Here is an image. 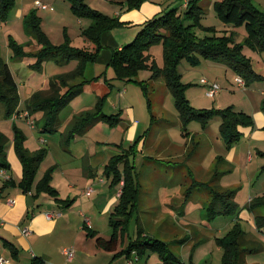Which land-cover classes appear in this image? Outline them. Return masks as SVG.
Returning a JSON list of instances; mask_svg holds the SVG:
<instances>
[{"label": "rangeland", "instance_id": "rangeland-1", "mask_svg": "<svg viewBox=\"0 0 264 264\" xmlns=\"http://www.w3.org/2000/svg\"><path fill=\"white\" fill-rule=\"evenodd\" d=\"M37 1L17 0L16 7L9 15L6 18L0 17V58L10 64L21 85L22 111L27 109L26 100L33 93L32 87H41L46 83L48 86L51 79L76 72L82 67L78 59L66 62L50 60L46 62L44 70L38 72L29 67L31 61L28 58H17L10 46L12 39L25 45L28 52L37 53L41 49L26 24L27 16L36 14L42 19V29L55 46L69 44L97 55L95 61L86 63V67H83L84 76L77 80L92 82L61 112L62 126L58 132H43V125L38 123L39 115L33 117L36 129L26 120L16 122L25 133L26 145L32 152L42 148L47 150L37 180L54 168L53 184L61 191V198L74 202L69 208L79 206L78 203L82 199L84 207L81 211H88L96 206L102 214L101 228L96 222V229H101L102 237L110 239V218L115 208L105 214L103 208L108 205L110 199L117 198L118 188L111 187V179L105 170L113 157L124 155L143 137L137 156L131 158L137 168L140 182L139 211L130 225L125 241L120 243V250L128 248L131 240L137 237L141 226L147 229L151 237L168 243L182 264H223L224 250L218 244V239L224 238L238 222L242 224L250 241L262 243L264 246V230H259L254 221L255 216H264V208L253 214L251 221L241 219V211L248 206L251 198L264 194V156L261 155L264 153V128L259 129L261 133L257 136L249 134L248 129L244 130L241 141L232 148H238V155L242 153V161H237L233 169L226 172L228 166L222 163L227 160V155L232 150L228 149L222 139L221 117L212 118L208 124L196 120L186 124L181 118L166 80H152V70H142L135 81L118 78L111 65L115 51L134 42L143 29L141 22L137 21L133 25L129 23L127 19L132 16L123 19L124 21L116 16L118 11L127 10L123 4V1L127 0H84L92 9L125 22L103 33L101 49L85 35L93 21L78 17L68 0H40L53 7L54 11L38 8ZM151 1L163 3L166 0H149L148 4L152 3ZM169 1L173 2L171 6L167 8L170 3L166 4V9L158 16L161 17L175 9L180 13L187 12L181 0ZM220 1L222 0L201 2V7L205 10L202 25L215 27L219 30V35L236 33L237 42H243L249 34L246 25L223 20L216 9V4ZM253 1L264 12V0ZM185 24L188 26L191 21L186 19ZM195 31L200 38L212 36L199 28ZM244 53L252 60L255 74L261 77H256L248 84L246 82L245 89L235 83L239 74L225 63L206 60L200 55L197 62L188 59L182 61L178 70L182 75V83L188 86L186 97L194 109L220 111L233 107L251 115L255 120L252 114L255 110L262 109L264 101V52L246 47ZM153 54L158 66L162 67L163 47H154ZM203 80L212 83L216 81L222 87L220 95L216 98L208 97V87L203 84ZM144 87H147V92ZM101 96L106 98L103 108L105 115L108 119H120V123L113 126L107 121H100L84 135L75 138L70 145H66L64 134L70 129L76 116L94 108ZM14 123L12 119L6 118L3 107L0 108V131L8 139V154H11L14 141ZM42 140L46 143H42ZM250 155L254 159L253 162L248 161ZM218 165L224 172L221 178L215 179ZM90 167L96 172L99 170L101 178L108 179L107 183L87 185L84 178ZM2 181L1 178L0 184ZM92 185L96 192L89 197L84 192L93 188ZM214 187H221L224 191H237V211L215 218L209 216L208 209L213 200ZM103 191L104 194L100 196ZM51 200L54 207L59 208L56 201L52 198ZM60 207L62 209L63 206ZM161 217H164L165 221L158 223L157 220ZM71 220H77V216ZM83 236L89 237L88 232L84 231ZM73 237L74 235L68 233L58 234L55 242L60 243ZM134 256L132 260L136 264L162 263L156 253L149 252L141 259L137 254ZM248 259L251 263L264 264V251L250 255Z\"/></svg>", "mask_w": 264, "mask_h": 264}, {"label": "trees", "instance_id": "trees-1", "mask_svg": "<svg viewBox=\"0 0 264 264\" xmlns=\"http://www.w3.org/2000/svg\"><path fill=\"white\" fill-rule=\"evenodd\" d=\"M17 0H0V17L6 18L16 7ZM74 13L81 19L89 18L92 25L85 31V35L96 45L101 46L102 35L105 31L111 30L124 24L119 18H110L99 11L92 9L84 0H68ZM203 0H191L186 13H180L175 9L163 16H155L145 22L142 31L136 40L131 44L115 51L111 65L114 67L118 78L126 81H135L142 70H152V80L164 78L172 92L176 106L182 120L187 124L193 120L208 124L209 121L219 116L222 119V139L229 150L241 141L243 128H255L254 118L241 111L229 107L225 110H196L186 97L187 85L182 83V75L178 68L183 60L198 61V55L206 60L218 63H225L234 69L240 77L248 82L256 77L252 66V60L244 53L246 47L264 52V12L261 11L253 0H222L217 2L216 9L221 18L225 21H234L238 25H246L248 37L243 42H237L236 33L231 35H219L215 27H204L202 20L205 10L201 7ZM146 0H127L123 4L127 10L140 9ZM191 21L190 25L185 20ZM26 24L33 32L41 49L37 53L26 50V46L11 40L10 46L17 58H28L31 62L29 67L33 71L44 70L46 62L56 60L66 62L78 59L82 63L81 70L59 75L50 80L46 89L36 91L27 100V111L32 117L40 116L38 123L43 125V132H58L62 126L61 112L77 99L85 90L87 84L92 81L83 80V67L86 63L95 61L97 55L88 50L78 49L69 44L55 46L42 29V19L36 14L26 17ZM202 29L212 36L200 38L195 29ZM156 46H162L164 50V65L158 66L153 54ZM137 82V81H136ZM147 92V87H144ZM106 98L99 97L94 108L86 110L77 115L70 129L64 134V142L70 145L75 138L84 135L87 130L100 121H107L113 126L120 123L118 118H109L105 115L103 108ZM22 97L17 78L8 62L0 58V108L5 110L6 118L12 119L14 114L21 108ZM264 112V101L262 109ZM14 121V120H13ZM15 153L22 165V178L19 183L12 179L5 182V187H19L27 193L34 192V197L42 195L51 197L57 204L65 208L71 207L73 201L64 200L60 192L53 185V170L48 171L44 177L37 182L40 166L47 156V150L42 148L32 152L26 145L27 137L23 130L14 121ZM144 138L141 137L124 155L115 156L106 167V174L111 179V187L122 186V195L119 203L114 209L110 219L112 235L110 239L98 237V233L88 227H84L89 237L97 238L98 247L104 251L114 253V259L125 256L131 260L134 254L139 259L147 253L152 252L159 255L161 264H182L180 258L174 254L168 243L153 238L146 234L144 228L139 227L137 237L128 245L127 249L120 250L121 241L129 234L132 221L136 218L140 203V182L135 164L131 161L139 151V145ZM8 139L5 134L0 133V168L12 171V165L7 152ZM264 156V153L262 154ZM123 169L121 170V166ZM223 172L217 170L215 179H219ZM202 185H209L203 184ZM221 187L212 188L213 200L209 206V216L215 218L221 214H232L237 211L235 201L237 191H224ZM261 208H264V194L253 198L248 206L241 213L248 211L253 216ZM240 213V215H241ZM243 219V218H241ZM255 224L259 230H264V216L254 217ZM218 244L223 248V264H249L248 255L264 251L262 243L250 241L243 226L238 222L233 229ZM15 258L19 256V250L10 242H6ZM32 264H48L43 258H35ZM195 264V263H191Z\"/></svg>", "mask_w": 264, "mask_h": 264}, {"label": "crops", "instance_id": "crops-1", "mask_svg": "<svg viewBox=\"0 0 264 264\" xmlns=\"http://www.w3.org/2000/svg\"><path fill=\"white\" fill-rule=\"evenodd\" d=\"M146 1L147 2H145L140 9H135L131 11H127L126 9L125 11L121 10V12L118 11L116 13V16L121 17L122 20L130 18V16H132L130 19H127L129 20L130 24H136V22L138 21L141 22V24L143 25L148 20L164 12L163 10L166 9V4L170 3L167 6L168 8L173 3H171L169 0H166L163 3L151 1L152 3L148 4L149 0ZM181 1L183 7H185V0ZM160 2H162V0H160ZM42 3L48 5L47 3ZM54 10L55 9L53 8V11ZM120 49H122V47H120ZM238 77L235 78V83L241 89H245L247 85L246 87H241L237 83L236 79ZM46 84L41 87H32V95L36 91L46 89ZM19 86L22 97L21 85ZM25 92L27 94L28 89H26ZM220 93L218 95H220ZM32 95H30L28 99ZM252 115L255 117L257 126L255 128H243L242 131L244 132V130L246 131L248 129V131H250L249 134L257 136L261 133L260 130L264 128V112L259 109L255 110L254 114ZM0 133L3 132L0 131ZM221 149L224 150L222 145ZM187 152L188 151H186V153ZM220 152L224 153L223 151ZM8 158L12 165V178L15 179L17 183H19L22 178V165L15 153L13 144L11 154H8ZM226 159L227 160L224 161L222 164L228 166V170L226 172H229L233 169L237 161L241 163L242 153L238 155V148H235L234 150L232 149V151L228 153ZM248 161H254L252 155H250ZM217 170L221 171L219 169V165L216 168L215 174ZM41 179L42 178H40L39 180ZM39 180H37V182ZM84 181L87 185H96L98 183H107L108 179L103 180L101 178L99 170L96 172L93 167H90V171L85 176ZM93 185L91 187H93L92 189L94 190V192L91 194V196L87 194L88 190L84 192L85 195H88L89 197H92L94 195L96 191ZM70 188L73 189V186L70 185ZM117 188V198H112L109 200L108 205L104 207L105 210L103 208L104 214L109 213L110 211L112 212L113 208H115L116 205L119 203L120 193L122 192V186ZM59 192L61 196V191ZM103 194L104 191L101 192L100 196ZM110 195L112 196V194ZM10 199L15 200L16 203L14 206L9 205L8 200ZM252 199L253 198H251V200ZM57 205L59 208L54 207V202L49 196L47 197L46 195H42L39 198H35L34 192L27 193L19 187H5V182L2 181V184H0V259L6 258L10 260L8 264H32L35 258H43L48 264H130V261L132 259L128 260L125 256L114 259V253H110L100 249L97 244V238H86L85 236H83V232L87 231L84 228L86 226V221L89 219L91 222V230L97 232L98 237H102L101 229H96V222L97 226L101 228L100 219L102 217V214L98 212L96 206H93L88 211H81V208L84 207L82 199L80 203H78L79 206L72 207L69 209H65L63 207L61 209L59 204ZM48 214H53L55 217L49 219ZM75 215L77 216V220L72 221L71 218ZM242 218L250 221L252 220V216L248 215V211L242 213ZM164 221V217H161L157 220L158 223ZM24 229L29 230L30 233L28 236L24 235ZM144 230L146 234L149 235L147 229L144 228ZM66 233L72 234L74 235V237L71 239L62 240L60 243L55 242V238L58 234L60 235ZM106 239L108 238L106 237ZM6 242H10L16 246V248L19 250L18 258H15L12 251L8 247H6ZM69 247L74 248L76 251L74 260H69V258L63 252L65 248ZM134 257L135 256H133V258ZM247 260L249 264H258L251 263L248 257Z\"/></svg>", "mask_w": 264, "mask_h": 264}, {"label": "built area", "instance_id": "built-area-1", "mask_svg": "<svg viewBox=\"0 0 264 264\" xmlns=\"http://www.w3.org/2000/svg\"><path fill=\"white\" fill-rule=\"evenodd\" d=\"M190 2H191V0H185V7L186 8L189 6ZM36 5L40 9H44V10H50L51 9V10H53L52 7H50L46 4H43L41 1H37ZM236 81L241 87H246V81L242 77L239 76L236 79ZM203 84H205L208 87L207 96L210 98L216 97L222 91V87L216 82L212 83L210 81L203 80ZM12 120H14V121L26 120V121H28V123L30 124V126L33 129H36V127H37L36 121L33 119L31 114L27 110L26 111L19 110L18 112H16L14 114V116L12 117ZM42 143H46V141L42 140ZM0 178H2L4 182H8V181H11L13 179L12 174L8 170L3 169V168H0ZM93 192H94V190L92 188H90L88 190L87 194L89 196H91V194ZM121 195H122V192L120 193V196ZM8 203H9V205L14 206L16 202H15V200L10 199V200H8ZM54 217L55 216L53 214H48L49 219L54 218ZM86 227L91 229V222L89 219L86 221ZM23 232H24V235H26V236H28L30 233L28 229H24ZM63 252L69 258V260H74L75 254H76V251L74 248H72V247L65 248L63 250ZM9 262H10V260H8L6 258L0 259V264H8ZM130 264H135V261L131 260Z\"/></svg>", "mask_w": 264, "mask_h": 264}]
</instances>
